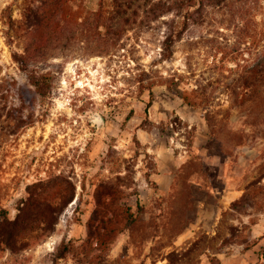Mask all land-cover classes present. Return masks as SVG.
Returning <instances> with one entry per match:
<instances>
[{"label": "rangeland", "instance_id": "rangeland-1", "mask_svg": "<svg viewBox=\"0 0 264 264\" xmlns=\"http://www.w3.org/2000/svg\"><path fill=\"white\" fill-rule=\"evenodd\" d=\"M199 1L109 29L113 0H0V264H264V0Z\"/></svg>", "mask_w": 264, "mask_h": 264}, {"label": "trees", "instance_id": "trees-1", "mask_svg": "<svg viewBox=\"0 0 264 264\" xmlns=\"http://www.w3.org/2000/svg\"><path fill=\"white\" fill-rule=\"evenodd\" d=\"M185 1L191 0H175L173 3L165 2L164 0H113V12L108 17L106 24L110 29L114 22L118 21L122 27H125L127 24H131L132 22H136L138 17L142 16V20L152 21L158 19L164 13L174 10V8L181 9L185 3ZM225 0H200L199 5H220ZM187 5H192L187 3ZM193 14V13H192ZM189 16L185 15L184 21L180 28L172 31L171 34L167 37V45L166 49H170L173 45L175 39L179 38L188 28L189 26ZM13 58L21 64V67L26 70L25 64V56L20 53H13ZM254 71L263 72L264 75V56L257 62V64L252 68ZM30 81L35 86L37 92L41 97L45 98L49 95L50 90L52 88L51 80L46 75H37L36 73H30ZM167 84L170 88L174 87L178 90V94H181L183 100L189 105H198L199 102H204V97L194 96V99L189 95L185 94L183 90L177 89L176 84L173 80H167ZM173 88V89H174ZM191 92L196 93L197 91L192 90ZM153 104V92L150 93V99L147 103V108H150ZM29 187L30 189L33 186ZM75 192V191H74ZM109 194H112L110 192ZM74 198V194H72L68 200L66 201V205L70 203ZM39 203L38 199L35 198L34 194L29 191V197L26 198L23 202V207L20 209L19 215L16 217L14 221H8L9 225L14 227L20 225L21 223L26 224V220L28 221L32 215V208L35 204ZM47 208L46 210H42V212L36 214V219L41 222L45 226V228H52L53 225L57 223V213H55L54 204L52 202H46ZM110 205H113V202H106L103 200V197L96 196V208L94 210V215L98 216L101 207L109 208ZM121 208V207H120ZM126 213L128 215V223L132 224L135 222V217L131 212V207H126ZM106 213V212H104ZM94 218V217H93Z\"/></svg>", "mask_w": 264, "mask_h": 264}]
</instances>
